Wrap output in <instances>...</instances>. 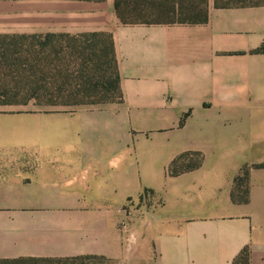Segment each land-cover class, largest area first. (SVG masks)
<instances>
[{
  "label": "crops",
  "instance_id": "0c3cea01",
  "mask_svg": "<svg viewBox=\"0 0 264 264\" xmlns=\"http://www.w3.org/2000/svg\"><path fill=\"white\" fill-rule=\"evenodd\" d=\"M198 1H0L15 34L110 33L123 97L0 107L14 128L0 134V259L233 264L248 247L264 264V4ZM198 6L206 23L172 22ZM186 152L201 165L171 176ZM245 167L248 202L236 203Z\"/></svg>",
  "mask_w": 264,
  "mask_h": 264
},
{
  "label": "trees",
  "instance_id": "16d2710c",
  "mask_svg": "<svg viewBox=\"0 0 264 264\" xmlns=\"http://www.w3.org/2000/svg\"><path fill=\"white\" fill-rule=\"evenodd\" d=\"M262 4L264 0H215V6L220 8ZM150 14L118 11L124 24L151 23L147 18ZM207 21L208 13L200 6L197 11L180 13L178 20H172L182 23ZM122 98L115 46L110 33H0V107L26 106L31 102L39 106H91L121 102ZM201 162L200 153L186 152L172 161L168 173L177 176L198 168ZM253 166L264 168V164ZM248 176L249 167H245L234 179L232 200L236 203L248 202ZM68 259L87 262L101 257ZM35 260L53 259H0V264ZM233 264H249L248 247L240 252Z\"/></svg>",
  "mask_w": 264,
  "mask_h": 264
},
{
  "label": "rangeland",
  "instance_id": "374dc122",
  "mask_svg": "<svg viewBox=\"0 0 264 264\" xmlns=\"http://www.w3.org/2000/svg\"><path fill=\"white\" fill-rule=\"evenodd\" d=\"M13 15L11 12L8 14L0 12V33H13L18 32L19 28L13 26L12 21ZM12 123H8L6 116L0 115V134L7 133L9 131H13L14 128L12 127ZM138 209L139 206H136ZM21 264H111L108 260L101 258L95 259L87 262H82L79 260H67V259H53L49 261L45 260H35V261H28Z\"/></svg>",
  "mask_w": 264,
  "mask_h": 264
},
{
  "label": "built area",
  "instance_id": "2783aa9c",
  "mask_svg": "<svg viewBox=\"0 0 264 264\" xmlns=\"http://www.w3.org/2000/svg\"><path fill=\"white\" fill-rule=\"evenodd\" d=\"M136 210V207L133 203L122 208V211L125 215V218L121 221L120 226L122 229H126L128 225L133 221L134 214L133 211ZM134 241V236L131 234L128 238V243L131 244Z\"/></svg>",
  "mask_w": 264,
  "mask_h": 264
}]
</instances>
